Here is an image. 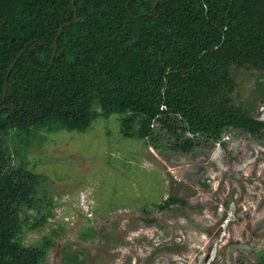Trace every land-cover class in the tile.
I'll return each mask as SVG.
<instances>
[{"label": "trees", "instance_id": "obj_1", "mask_svg": "<svg viewBox=\"0 0 264 264\" xmlns=\"http://www.w3.org/2000/svg\"><path fill=\"white\" fill-rule=\"evenodd\" d=\"M72 1L0 0V264H43L53 247L49 236L22 243L23 225H46L54 202L37 198L44 176L12 164L20 147L9 150L10 133L27 146L41 132L85 133L117 114L123 136L184 154L229 129L264 135L233 96L234 69L264 73V0ZM257 91L264 98L263 82ZM178 202L169 196L160 208ZM248 264H264V252Z\"/></svg>", "mask_w": 264, "mask_h": 264}, {"label": "rangeland", "instance_id": "obj_2", "mask_svg": "<svg viewBox=\"0 0 264 264\" xmlns=\"http://www.w3.org/2000/svg\"><path fill=\"white\" fill-rule=\"evenodd\" d=\"M233 73L235 103L264 122V73ZM40 135L27 146L14 133L6 141L11 152L20 147L13 165L46 178L37 198L54 202L46 225H23L26 246L52 238L43 264H248L264 252V135L229 129L184 154L123 136L117 114L85 133ZM169 196L179 202L160 208ZM27 215L32 222L35 212ZM87 229L94 235L84 240Z\"/></svg>", "mask_w": 264, "mask_h": 264}, {"label": "water", "instance_id": "obj_3", "mask_svg": "<svg viewBox=\"0 0 264 264\" xmlns=\"http://www.w3.org/2000/svg\"><path fill=\"white\" fill-rule=\"evenodd\" d=\"M72 5H74V0L72 1ZM75 12H76V10H75V8H74V16H73V20L75 19ZM65 25H68V24H63V26H65ZM63 26H62V27H63ZM62 27H61V29L59 30L58 34H57L56 37H55V41H54V44H53L52 59H51V61H50V65H49V67L53 64V60H54L55 55H56V42H57V40H58V38H59V36H60V34H61ZM20 56H21V53L16 57V59L12 62V64H11L10 67H9V70H8V72H7V74H6V77H5V80H4V83H3V97H2V98L5 97V94H6V91H7V78H8V74L10 73V71H11V69L13 68L15 62L17 61V59H18ZM3 108H5V107L0 108V111H1Z\"/></svg>", "mask_w": 264, "mask_h": 264}, {"label": "built area", "instance_id": "obj_4", "mask_svg": "<svg viewBox=\"0 0 264 264\" xmlns=\"http://www.w3.org/2000/svg\"><path fill=\"white\" fill-rule=\"evenodd\" d=\"M83 199H84V196H83V198L81 197V207H83L85 213L86 212L88 213V206L84 201H82Z\"/></svg>", "mask_w": 264, "mask_h": 264}]
</instances>
